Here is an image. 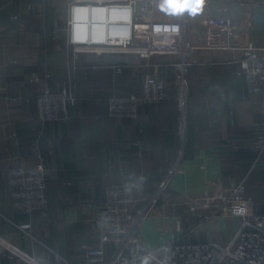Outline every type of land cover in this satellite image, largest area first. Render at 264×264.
<instances>
[{
    "label": "crops",
    "instance_id": "crops-1",
    "mask_svg": "<svg viewBox=\"0 0 264 264\" xmlns=\"http://www.w3.org/2000/svg\"><path fill=\"white\" fill-rule=\"evenodd\" d=\"M203 1L184 0L190 6ZM246 1L252 3L245 13L247 30L241 39L233 41L203 39L199 25L191 23L190 14L187 34L192 41L186 50L195 64L189 68L187 77L180 78L174 66L178 55L153 57L152 63H162L159 70L167 82L165 99L158 105L141 106L135 119H115L108 114L109 92L113 88L127 92L139 90L140 83L134 73H124L139 68L138 57L127 62L122 72L104 64L109 60L107 57L100 58L99 64H89L83 56L73 61L65 30L60 31L59 39L55 38L59 27H66L69 0H0L2 231H11L28 252L44 255L52 250L51 264H57L55 252L75 263L82 257L81 244L96 242L82 213L77 212L84 209L83 201L80 204L74 200L82 187L86 186L93 194V200L87 201L88 209H98L104 202L105 179L116 180L124 174L143 186L145 177L154 180L163 160L169 162L178 157L185 173L172 182L174 191H200L209 179L224 170L233 172L239 179L249 174L247 181L254 175L255 184H262L259 201L256 202L254 195V206L256 210L263 208L264 153L255 157L250 148L255 128L264 119L263 98L247 89L244 79L237 75L234 58L247 50L264 51L261 11L264 0ZM59 4L67 7L66 16L59 15ZM55 63L62 69L59 73L62 77L56 78ZM83 70L92 73L87 81L78 79V72ZM47 73L51 76L47 77ZM33 75H38L40 80L32 82ZM70 82L74 83L77 96L70 120L41 121L37 92L46 84L59 89ZM138 149L145 153L142 161L136 156ZM36 152L45 159L49 171L48 195L49 198L51 193L54 195L50 201L57 213L52 221H46L39 211L25 213L27 217L18 221L21 212L11 205L6 171L11 164L32 165ZM67 210L75 212L70 220L63 217ZM7 219L13 225L5 223ZM185 220L186 224L191 222L189 218ZM25 222L32 224L35 238H22L17 225ZM160 227L172 230L175 221L149 218L144 226L145 238L153 244L159 243ZM0 264L17 263L0 254Z\"/></svg>",
    "mask_w": 264,
    "mask_h": 264
},
{
    "label": "built area",
    "instance_id": "built-area-1",
    "mask_svg": "<svg viewBox=\"0 0 264 264\" xmlns=\"http://www.w3.org/2000/svg\"><path fill=\"white\" fill-rule=\"evenodd\" d=\"M251 4L246 0H205L195 6L184 0H69L66 42L73 61L83 56L87 63L99 64L97 58L107 57L103 63L117 72L135 56L147 60L152 70L144 73L140 91L113 95L108 102L110 117L135 119L141 106L158 105L167 95V82L159 70L162 63L152 64L153 57L178 55L174 66L182 79L195 64L186 50L192 41L187 34L190 14L203 39L233 41L247 30L245 13ZM261 11L264 18V3ZM234 62L247 89L262 95L264 112V51L247 50ZM39 80L38 75L31 77L32 82ZM76 103L73 82L59 89L46 84L36 95L43 122L69 121ZM250 148L256 156L264 153V119L255 128ZM34 157L32 165L20 163L7 169L11 205L21 213L45 215L49 171L40 152ZM160 173L151 192L137 188L124 174L107 182L102 211L91 223L96 242L82 243V257L75 263L55 252L57 264H264V212L255 209L249 174L239 179L222 173L200 191L176 192L171 184L185 173L180 158L164 165ZM147 218H172L175 228H158L160 242L153 244L144 235ZM31 228V223L19 226L26 239L34 238ZM0 253L16 256L17 264H51L52 250L44 255L25 252L1 235Z\"/></svg>",
    "mask_w": 264,
    "mask_h": 264
},
{
    "label": "rangeland",
    "instance_id": "rangeland-1",
    "mask_svg": "<svg viewBox=\"0 0 264 264\" xmlns=\"http://www.w3.org/2000/svg\"><path fill=\"white\" fill-rule=\"evenodd\" d=\"M59 6V15L61 16V15H64V16H66V13H67V10H66V8H62V5L61 4H59L58 5ZM64 26V25H63ZM59 29L60 30H65V26L64 27H59ZM64 33V32H63ZM60 38V37H59ZM58 38V39H59ZM82 57V56H81ZM136 57H138V62H137V64H139V68H140V72H136V74L138 73V75H139V79L137 78V80H139V83H140V87H141V85H142V82H143V79H144V73H146V72H149V70H152V69H150V68H148L147 67V61H144L142 58H140L139 56H136ZM117 58H125V56L124 55H118L117 56ZM98 60L100 59V58H97ZM156 62H153L152 64H155ZM138 68V69H139ZM133 86V84L131 83L130 84V87H132ZM70 117H71V114H70ZM136 156L138 157V158H141V161H142V159H145L146 158V156H145V153H144V151L143 150H137L136 151ZM34 159H35V157H34ZM122 162H125V160L124 161H122ZM170 162V161H169ZM169 162H167V161H165V160H163L162 162H161V164H160V167H159V171L163 168V166L164 165H168L169 164ZM46 163V162H45ZM18 164H20V163H18ZM18 164H11L10 166H12V165H18ZM24 164V163H23ZM182 165V164H181ZM9 166V167H10ZM8 167V168H9ZM183 167V166H182ZM7 168V169H8ZM6 174H7V171H6ZM149 174L150 173H147V175L146 176H149ZM128 177V176H127ZM128 178H130V177H128ZM177 178V177H176ZM131 179V178H130ZM149 179L150 178H148V179H146V177L144 178V182H145V184L142 186V185H139V184H137V188H142V189H144V190H146L147 189V184L149 185ZM249 179H250V176H249ZM249 179H248V188H249V190L251 191V193H252V195H253V197H254V195H255V197H256V202H257V200L259 201V191H260V186L262 185V184H259V185H257V183L255 184V177H254V175H252L251 176V179H250V183H249ZM114 179H105L104 181H103V186L105 187V184L107 183V182H111V181H113ZM117 180V179H116ZM132 180V179H131ZM133 181V180H132ZM48 183H49V179H48ZM67 186H69L70 184H68V183H66V181L64 182ZM95 183H96V181H95ZM134 183V182H133ZM155 183V182H154ZM261 183V182H260ZM99 184H100V182H99ZM93 185V184H92ZM95 185V184H94ZM135 185V184H134ZM136 186V185H135ZM206 186V185H205ZM205 188V187H204ZM48 189H49V185H48V188H47V197H48V210H46V214L45 215H43V216H45V219H46V221H52L53 219H54V216H56L55 214L57 213V210H55L54 208H53V206H52V203H51V201H50V198H49V196H48ZM146 192H151V191H148V190H146ZM258 193V194H257ZM262 193V192H261ZM258 196V197H257ZM10 197H11V193H10ZM63 201H65L66 200V197H65V194H62V198H61ZM93 200V194L92 193H90V191H89V188H87L86 186H84V187H82V189L79 191V193H77V195H75V198H74V200H75V202L76 203H80V201L82 202H84L81 206L84 208V209H82V210H78L77 212H80V213H82L81 215L83 216V219H85V224H86V227L89 229V231L90 232H92V233H94V228H93V226H92V220L93 219H95V217H96V214H98L99 212H101L102 210H101V208L103 207V205L100 207V208H98V209H88V206H89V204H88V202L87 201H89V200ZM255 199V198H254ZM81 204V203H80ZM77 205H79V204H77ZM87 206V208H86V206ZM260 210H264V207L263 208H260ZM65 215H63V217H64V219H68V220H70L73 216H74V214H75V212H72L71 213V211H65ZM1 217V216H0ZM4 218V217H3ZM148 219L149 218H147L146 219V222L148 221ZM64 221V220H63ZM0 222H1V220H0ZM5 223H7L8 225H13L8 219H7V221L5 220ZM27 222H25V223H19L18 225L20 226V225H22V224H26ZM65 224V227H67V225H68V222L67 223H64ZM17 225V226H18ZM19 226H18V228H19ZM45 228H47V225H45ZM20 230V229H19ZM20 232H21V236H22V238L23 239H26L25 237H26V234L24 233V232H22L21 230H20ZM30 233H31V235L35 238L36 237V235L34 234V232H33V228H31L30 229ZM0 235L1 236H3V237H9V238H11L12 240H13V242L15 243V245L18 247V248H20V249H22V250H24L25 252L27 251L26 249H24L23 247H22V245H21V243H20V241L13 235V233L11 232V231H8V232H4V231H2V223H0ZM96 236V235H95ZM27 240H30V237L27 239ZM92 244H94V243H92ZM28 252V251H27ZM31 253V252H30ZM0 254H2V253H0ZM7 256H9V257H11V254H8L7 253ZM11 259H17L16 258V256H14V258L13 257H11ZM16 263H17V261H16Z\"/></svg>",
    "mask_w": 264,
    "mask_h": 264
},
{
    "label": "trees",
    "instance_id": "trees-1",
    "mask_svg": "<svg viewBox=\"0 0 264 264\" xmlns=\"http://www.w3.org/2000/svg\"><path fill=\"white\" fill-rule=\"evenodd\" d=\"M59 59V58H58ZM54 73H55V75H56V78H59V77H62V76H60L59 75V73H61L62 72V69H60V67H58V65H56V63L54 64ZM130 72H133L134 73V75H135V77L136 78H138L139 79V75H138V73L136 74V72H140V68L138 69H136V68H134V69H129V70H126L124 73H130ZM91 72L89 73V70H86V71H82V72H78V79L80 78V77H82L85 81H87V80H89V78L91 77ZM131 77V76H130ZM53 88L54 89H57L55 86H53ZM137 89V88H136ZM140 89H141V87L139 86V90L138 91H135V92H127V91H124V90H119V88L118 89H111L110 90V92H109V94H110V97L111 96H113V95H127V94H131V93H137V92H139L140 91ZM76 94V93H75ZM77 97V96H76ZM109 97V98H110ZM73 108V107H72ZM254 154V153H253ZM255 155V154H254ZM255 157H257L256 155H255ZM223 174H231V175H233L234 177H236L235 176V174L233 173V172H230V171H228V170H224L223 171ZM150 176V175H149ZM148 178H150L149 179V186L147 187V189L146 190H148V191H152L153 189H154V187H153V183L154 182H158L160 179H161V173H160V171H157L156 172V177H154V180H152L151 179V177H148ZM236 178H238V177H236ZM134 182V181H133ZM134 184H135V182H134ZM48 185H49V183H48ZM136 185V184H135ZM137 186V185H136ZM48 193H49V189H48ZM49 196V195H48ZM53 196L54 195H52V193L50 194V199H51V197L53 198ZM104 203V202H103ZM27 215V214H26ZM25 215V213H21V214H19V215H17V220L18 221H20V220H22V219H25V217H27Z\"/></svg>",
    "mask_w": 264,
    "mask_h": 264
}]
</instances>
